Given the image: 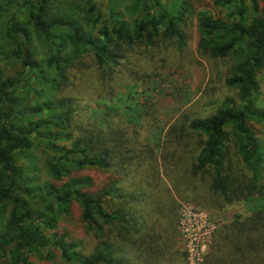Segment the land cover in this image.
Returning a JSON list of instances; mask_svg holds the SVG:
<instances>
[{"label": "trees", "instance_id": "16d2710c", "mask_svg": "<svg viewBox=\"0 0 264 264\" xmlns=\"http://www.w3.org/2000/svg\"><path fill=\"white\" fill-rule=\"evenodd\" d=\"M109 1L131 17L122 19L110 6L104 11ZM173 3L166 9L160 0H0V264H32L31 255L49 261L54 251L66 264H184L176 197L169 195L171 213L158 222L148 206L154 186L146 194L123 182L126 170L144 166L162 183L152 148L121 138L111 146L119 134L104 122L107 111L99 125L80 127L74 99L55 92L83 57L103 89L122 62L129 69L136 50H182L192 26L202 58L229 62L223 84L234 97L204 117L179 114L164 133L160 173L167 178L186 157L188 185L175 191L179 199L190 196L197 205L192 196L202 190L217 208L248 206L215 223L201 264H264V148L251 124H264V109L255 107L264 68V0H213L220 17L189 0ZM127 75L136 78L133 70ZM31 92L40 102H30ZM173 93L166 96L181 100V92ZM34 147L43 149L55 183L36 184L20 165ZM89 171L111 176L97 186ZM72 203L95 239L89 254L57 231ZM144 205L146 213L137 210Z\"/></svg>", "mask_w": 264, "mask_h": 264}, {"label": "rangeland", "instance_id": "374dc122", "mask_svg": "<svg viewBox=\"0 0 264 264\" xmlns=\"http://www.w3.org/2000/svg\"><path fill=\"white\" fill-rule=\"evenodd\" d=\"M189 2L197 10L207 11L213 16L220 17L224 14L223 10L213 4V0H189ZM160 3L166 9L171 8L174 4L173 0H160ZM109 6L122 19L128 20L131 17L126 13L127 11L123 6L115 1L104 2L102 9L106 11ZM187 34L189 38L182 50L168 46L163 47L164 49L160 51L152 52V55L141 54L136 50L128 58L129 69L126 71L122 62L116 72L111 74L110 81L106 82V87L103 89L99 85L95 68L91 66L90 59L83 57L79 60L80 63H75L70 69L67 83L58 92L56 91L55 95L68 96L74 99L77 106L74 121L83 128L84 126L99 125L102 122L99 117L104 116L107 111L108 114L104 116V122L106 123L107 120L112 132L119 134L118 136H111L113 140L111 146L112 144L115 145V142L121 138L122 144H124L125 139H129L130 145H135L137 149H140L138 145L141 146V144L149 145L152 148L156 155V166L162 183L158 184L155 181L152 172H145L144 166L135 171L126 170L129 178L123 182L131 187H136L143 193H149L148 187L153 188L154 186L152 195L155 200L148 206L152 210L154 209L152 216H155L158 222H160L161 214H167V211L171 213L172 200L170 196L176 197V202L180 208L177 212V227L179 229L180 226V230L187 241V249L184 247L183 240L182 246L185 255L188 250V264H201L207 253L215 223L222 221L232 213L244 214L248 206L234 205L217 208L210 201L202 198V190L195 197L191 195L195 201L199 202V205L191 203L189 201L190 196L184 197L187 201L179 199L175 195V191L179 190L180 193L188 180L183 172L184 164L186 165V161H188L186 157L184 163L178 160L176 167L174 166V169L169 172L167 178L161 176L164 133L179 114L183 112L182 114L188 119L204 117L224 98L234 97V91L228 90L223 84L229 62L202 58L197 52L195 28L192 26ZM140 50L143 51V49ZM39 55L41 54L39 53ZM125 67L127 68V66ZM5 69L7 73L11 72L7 66ZM131 70L136 73L135 79L127 75ZM257 82L259 91L255 107L264 109V68L259 73ZM36 86L35 84L32 85V87ZM175 90L181 92V100L170 99L166 96L171 93L170 96L175 97V93H173ZM36 91L38 93V88ZM110 92H112L111 95ZM28 96L31 97L30 102H35V100L36 103L40 102L33 95V92L28 93ZM178 107L180 110L176 111ZM251 124L255 127L257 137L264 148V124H255L254 122ZM133 127L136 131L135 138L131 136ZM187 148L191 150L189 149L191 148L190 145ZM42 150L41 147H34L31 149L29 158L19 161L25 173L38 185L54 182L44 165ZM183 173L184 176H182ZM87 175L92 178L95 185L101 186L111 176V173L100 174L89 171ZM147 181L148 186L146 185ZM148 206H138L137 210L141 208L146 213ZM57 231L67 233L84 254L91 253L95 247V239L79 222V212L73 203L70 212L59 217ZM53 254L54 257L49 261L41 260L34 255L29 257V261L32 264H66L59 259L57 251H54ZM3 259L0 256V262ZM185 260L184 264H186Z\"/></svg>", "mask_w": 264, "mask_h": 264}, {"label": "built area", "instance_id": "2783aa9c", "mask_svg": "<svg viewBox=\"0 0 264 264\" xmlns=\"http://www.w3.org/2000/svg\"><path fill=\"white\" fill-rule=\"evenodd\" d=\"M179 224H180V222H179ZM178 230H179V233H180V235H181V237H182V240H183V243H184V247H185V249H187V241L185 240V237H184L183 233H182L181 230H180V226H179V229H178ZM213 230H214V229H213ZM212 232H213V231H212ZM211 234H212V233H211ZM210 238H211V237H210ZM185 256H186V258H185V259H186V260H185V261H186V264H188V260H187V259L189 258V257H188V250L186 251V255H185Z\"/></svg>", "mask_w": 264, "mask_h": 264}]
</instances>
